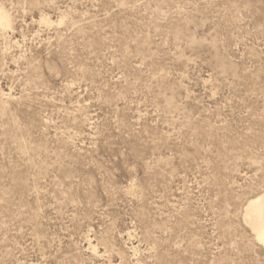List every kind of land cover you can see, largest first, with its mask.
<instances>
[{
	"label": "rangeland",
	"instance_id": "374dc122",
	"mask_svg": "<svg viewBox=\"0 0 264 264\" xmlns=\"http://www.w3.org/2000/svg\"><path fill=\"white\" fill-rule=\"evenodd\" d=\"M3 4L0 264H264V0Z\"/></svg>",
	"mask_w": 264,
	"mask_h": 264
},
{
	"label": "bare ground",
	"instance_id": "6f19581e",
	"mask_svg": "<svg viewBox=\"0 0 264 264\" xmlns=\"http://www.w3.org/2000/svg\"><path fill=\"white\" fill-rule=\"evenodd\" d=\"M35 1L36 0H34V2ZM11 15L12 14H10L9 11H7L5 9L4 4H3V6H0V31L1 32L5 33L8 30L9 31L11 29L13 30V26H14L13 25V19L14 18ZM44 17L45 16H43V19H44ZM43 19H42V21H44L43 23L49 22V20H47V19L43 20ZM3 35H6V33ZM3 111H4V108L2 109V112ZM243 217H244V221L250 227L251 232H253V236H254L256 242L259 245H261V247H263V249H264V190H262L260 193L256 194L254 197H252L248 201V203L245 207V210H244Z\"/></svg>",
	"mask_w": 264,
	"mask_h": 264
}]
</instances>
